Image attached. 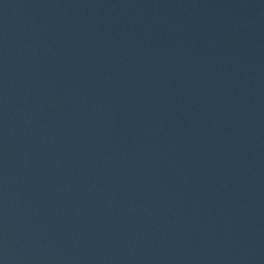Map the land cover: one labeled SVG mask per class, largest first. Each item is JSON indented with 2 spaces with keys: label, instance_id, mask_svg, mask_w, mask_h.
I'll return each mask as SVG.
<instances>
[{
  "label": "water",
  "instance_id": "1",
  "mask_svg": "<svg viewBox=\"0 0 264 264\" xmlns=\"http://www.w3.org/2000/svg\"><path fill=\"white\" fill-rule=\"evenodd\" d=\"M0 264H264V0H0Z\"/></svg>",
  "mask_w": 264,
  "mask_h": 264
}]
</instances>
